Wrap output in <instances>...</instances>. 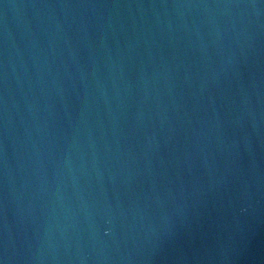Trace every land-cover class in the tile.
Instances as JSON below:
<instances>
[{
  "label": "water",
  "instance_id": "1",
  "mask_svg": "<svg viewBox=\"0 0 264 264\" xmlns=\"http://www.w3.org/2000/svg\"><path fill=\"white\" fill-rule=\"evenodd\" d=\"M0 264H264V0H0Z\"/></svg>",
  "mask_w": 264,
  "mask_h": 264
}]
</instances>
